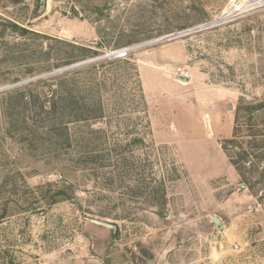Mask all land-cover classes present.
Wrapping results in <instances>:
<instances>
[{
    "label": "rangeland",
    "instance_id": "rangeland-1",
    "mask_svg": "<svg viewBox=\"0 0 264 264\" xmlns=\"http://www.w3.org/2000/svg\"><path fill=\"white\" fill-rule=\"evenodd\" d=\"M252 1L0 0V264H264L229 157L264 171V109L226 141L264 99Z\"/></svg>",
    "mask_w": 264,
    "mask_h": 264
},
{
    "label": "trees",
    "instance_id": "trees-1",
    "mask_svg": "<svg viewBox=\"0 0 264 264\" xmlns=\"http://www.w3.org/2000/svg\"><path fill=\"white\" fill-rule=\"evenodd\" d=\"M15 28H18L17 25H14ZM73 46V45H72ZM82 51H87V48L79 47ZM78 74V73H76ZM66 79V78H65ZM68 95L71 96L69 93ZM259 104L256 105H250L247 101L241 100L239 104L237 105L236 112H235V119H234V128H233V135L230 140H226L227 144L231 146H238L241 145V142L239 138L241 137V134L243 133V130H241L242 121H243V114L245 112L250 113V120L253 121V112L264 109V99L260 100ZM53 104V108H54ZM97 110L102 111V107L100 104H98ZM89 113V110L85 107H76L74 108V115L75 120L77 121H84L88 120L90 115H86ZM253 127V126H252ZM257 145H254V148H256ZM225 151H228L227 148H225ZM250 153L243 150V152L233 153L229 155L231 163L236 168L237 172L239 173L240 177L242 178L243 182L248 185V187L251 190L260 189L264 190V171L262 173L255 172V171H248L245 170V167L247 165V162H245V159H247V156H249ZM245 157V158H244Z\"/></svg>",
    "mask_w": 264,
    "mask_h": 264
},
{
    "label": "water",
    "instance_id": "water-1",
    "mask_svg": "<svg viewBox=\"0 0 264 264\" xmlns=\"http://www.w3.org/2000/svg\"><path fill=\"white\" fill-rule=\"evenodd\" d=\"M219 22H224V21H219ZM217 23H218V22H217ZM215 24H216V23H215ZM173 37H175V36L165 37V38H163V39H161V40H159V41L168 40V39H171V38H173ZM92 62H94V60H91V61H88V62H84V63H81V64L72 65V66H69V67H66V68H63V69H59V70H57V71H55V72H52V73H50V74H48V75H45V77H46V76L57 75V74H59V75H63V74H65L66 72H69V71H71V70H74V69H76V68H79V67H81V66L87 65V64L92 63ZM178 78H179V77H178ZM179 79H181V80H183V81H186V80H187V78H179ZM242 187H243V189H245V186H242ZM215 220H216V223H217L218 225H220V221H219L218 219H215ZM97 223H98L99 225H102V226H109V225H106V224L101 223V222H97ZM109 227L115 229L114 226H109Z\"/></svg>",
    "mask_w": 264,
    "mask_h": 264
},
{
    "label": "built area",
    "instance_id": "built-area-1",
    "mask_svg": "<svg viewBox=\"0 0 264 264\" xmlns=\"http://www.w3.org/2000/svg\"><path fill=\"white\" fill-rule=\"evenodd\" d=\"M264 7V5L260 6V7H257V8H253L251 10H248L244 13H249V12H252L254 10H257V9H260ZM241 15V14H240ZM129 53V50L128 49H121V50H118L117 52H115V59H122V58H125ZM176 76L179 77V78H188L189 76V72H187L185 69L183 68H178L177 71L175 72Z\"/></svg>",
    "mask_w": 264,
    "mask_h": 264
},
{
    "label": "bare ground",
    "instance_id": "bare-ground-1",
    "mask_svg": "<svg viewBox=\"0 0 264 264\" xmlns=\"http://www.w3.org/2000/svg\"><path fill=\"white\" fill-rule=\"evenodd\" d=\"M264 5V0H253L251 3H249L248 5H246L247 8L249 7H257V6H262ZM233 12H235V10H233L232 8H230L229 10H227L223 16L221 17L222 20H227L230 18H233L236 16V13L232 14Z\"/></svg>",
    "mask_w": 264,
    "mask_h": 264
}]
</instances>
